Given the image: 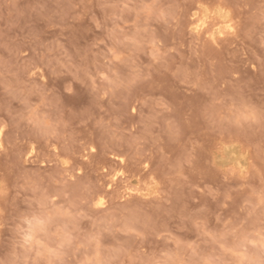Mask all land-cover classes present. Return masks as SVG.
<instances>
[{
    "label": "rangeland",
    "instance_id": "1",
    "mask_svg": "<svg viewBox=\"0 0 264 264\" xmlns=\"http://www.w3.org/2000/svg\"><path fill=\"white\" fill-rule=\"evenodd\" d=\"M0 129V264H264V0H0Z\"/></svg>",
    "mask_w": 264,
    "mask_h": 264
},
{
    "label": "snow or ice",
    "instance_id": "2",
    "mask_svg": "<svg viewBox=\"0 0 264 264\" xmlns=\"http://www.w3.org/2000/svg\"><path fill=\"white\" fill-rule=\"evenodd\" d=\"M128 7V5H125ZM203 7L202 5L197 6ZM206 15L204 20L202 21V25L204 27H208V21H210L216 13L209 12L208 9H205ZM232 30V29H230ZM197 32L200 31V28L197 27ZM116 59L119 60L120 57L117 55ZM249 117L246 115H242L240 119H248ZM3 134V129H0V135ZM3 148V145H0V149ZM33 152L35 149L33 148ZM32 153L30 152L29 155ZM66 163V162H65ZM122 174V173H121ZM109 187H111L109 185ZM105 201L101 198L97 202V207H103ZM29 229L28 234L25 236L24 245L26 248H31L36 252L37 255L47 254L49 257H55L56 260H49L48 264H61L59 258L63 254V250L66 245L71 243V238L67 233H63L61 229L56 228L53 231V228L56 225V214L49 213L46 217H33L28 221ZM223 247V245H221ZM159 264V262H157ZM193 264H215V261L211 257L202 258L200 260H196Z\"/></svg>",
    "mask_w": 264,
    "mask_h": 264
}]
</instances>
